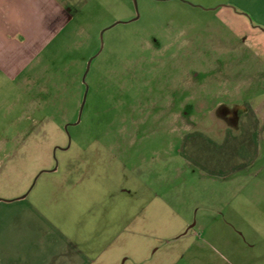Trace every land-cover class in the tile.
<instances>
[{
  "label": "crops",
  "instance_id": "crops-1",
  "mask_svg": "<svg viewBox=\"0 0 264 264\" xmlns=\"http://www.w3.org/2000/svg\"><path fill=\"white\" fill-rule=\"evenodd\" d=\"M92 1L0 0V151L50 118L52 86L71 75L73 41L85 40L80 25ZM230 10L234 32L260 62L246 71L262 72L237 124L186 132L178 163H62L34 182L0 177V264L197 263L215 226L214 206L207 214L192 209L199 186L217 195L218 184L264 173V27ZM111 167V176L99 175Z\"/></svg>",
  "mask_w": 264,
  "mask_h": 264
},
{
  "label": "rangeland",
  "instance_id": "rangeland-1",
  "mask_svg": "<svg viewBox=\"0 0 264 264\" xmlns=\"http://www.w3.org/2000/svg\"><path fill=\"white\" fill-rule=\"evenodd\" d=\"M230 7L264 27V0L89 2L80 25L85 40L73 41L74 48L82 43L81 53L73 48L71 75L52 86L50 118L0 151V177L34 182L62 163H178L186 132L234 127L251 80L262 72L246 71L260 62L234 32ZM112 167L99 175L111 176ZM199 188L192 209L207 214L214 206L215 226L194 264H242L241 257L264 264V173L218 184L217 195ZM227 241L233 248L225 249Z\"/></svg>",
  "mask_w": 264,
  "mask_h": 264
},
{
  "label": "water",
  "instance_id": "water-1",
  "mask_svg": "<svg viewBox=\"0 0 264 264\" xmlns=\"http://www.w3.org/2000/svg\"><path fill=\"white\" fill-rule=\"evenodd\" d=\"M138 17H139V16L135 17L134 19L136 20V19H138ZM117 23H119V22H117ZM117 23H116V24H117ZM104 32H105V30L102 31V34H101L102 37H103V35H104ZM91 61H92V59L89 61V64H88V70H87V71H89ZM87 89H88V85H87ZM87 93H88V91H86L85 94H84V99H83V102H82V105H81V112H82V110H83V108H84V105H85V103H86V100H87Z\"/></svg>",
  "mask_w": 264,
  "mask_h": 264
}]
</instances>
